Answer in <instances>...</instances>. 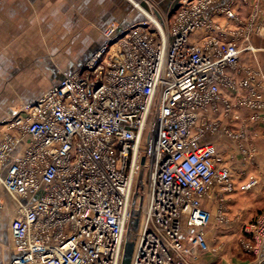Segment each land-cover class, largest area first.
Listing matches in <instances>:
<instances>
[{"label": "built area", "instance_id": "built-area-1", "mask_svg": "<svg viewBox=\"0 0 264 264\" xmlns=\"http://www.w3.org/2000/svg\"><path fill=\"white\" fill-rule=\"evenodd\" d=\"M174 1L172 18L110 22L99 49L0 121V187L17 203L9 264H121L127 239L131 264L209 249L203 199L235 183L206 137L221 112L262 108L264 82L228 74L242 48L214 15L238 19L237 0ZM246 231L264 237V212Z\"/></svg>", "mask_w": 264, "mask_h": 264}, {"label": "crops", "instance_id": "crops-1", "mask_svg": "<svg viewBox=\"0 0 264 264\" xmlns=\"http://www.w3.org/2000/svg\"><path fill=\"white\" fill-rule=\"evenodd\" d=\"M233 8L238 16L236 20L230 19L226 14L214 15V20L226 28V37L235 40L242 48L239 64L229 70V77L235 83L252 77L254 84L262 85L264 0L245 2L237 0ZM203 34L204 32L199 33L195 39L199 40ZM103 42L102 33V40L92 43L83 56L64 70L51 59H37L36 63L50 65L51 80L48 88L31 94L21 103L36 99L63 74L70 72L91 56ZM261 91L264 99V85ZM222 93L225 99L236 101L245 95L246 91L238 87L236 90L223 87ZM18 105L0 107V121L6 118V115H12ZM215 120L219 125L207 134L206 140L212 142L223 155V163L230 168L235 187L228 191L218 182H213L209 187L203 199L204 207L212 213L210 223L204 228L209 249L199 252L192 264H264V237L257 241L246 231V227L264 212V106L262 108L241 106L229 115L221 112ZM250 180L255 181L254 185L250 189H243L242 186ZM0 195H4L3 209L0 210V226L3 228L2 241L9 264L14 259L15 252L11 234L12 219L7 220V216L9 214L14 218L17 203L2 187ZM1 211H6L7 216ZM247 242L252 248L246 247Z\"/></svg>", "mask_w": 264, "mask_h": 264}, {"label": "rangeland", "instance_id": "rangeland-1", "mask_svg": "<svg viewBox=\"0 0 264 264\" xmlns=\"http://www.w3.org/2000/svg\"><path fill=\"white\" fill-rule=\"evenodd\" d=\"M173 3L174 0H0V107L18 105L31 94L48 88L50 65L36 63L37 59H51L64 70L92 43L102 40L110 22L141 21L152 9L164 16L171 9L172 18ZM3 196L0 199L4 205ZM1 213L7 216L6 211ZM7 217L13 222L12 216ZM2 231L0 226V263L7 264Z\"/></svg>", "mask_w": 264, "mask_h": 264}, {"label": "water", "instance_id": "water-1", "mask_svg": "<svg viewBox=\"0 0 264 264\" xmlns=\"http://www.w3.org/2000/svg\"><path fill=\"white\" fill-rule=\"evenodd\" d=\"M134 225H137L135 221ZM134 242L131 239H127L125 243L124 255L121 264H131L132 255H133Z\"/></svg>", "mask_w": 264, "mask_h": 264}]
</instances>
